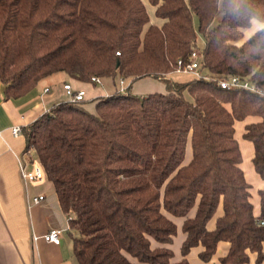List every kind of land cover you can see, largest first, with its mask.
I'll use <instances>...</instances> for the list:
<instances>
[{
  "label": "trees",
  "instance_id": "16d2710c",
  "mask_svg": "<svg viewBox=\"0 0 264 264\" xmlns=\"http://www.w3.org/2000/svg\"><path fill=\"white\" fill-rule=\"evenodd\" d=\"M253 22L263 26L246 38ZM198 35L201 77L172 81ZM59 72L94 86L92 77L164 86L98 97L93 111L86 100L61 102L22 127L25 150L36 152L68 216L79 264H190L197 247L208 263L221 242L229 249L220 264H248L253 253L264 261V192L256 217L234 137L236 122L259 116L243 137L264 178V0H0L5 97ZM232 75L259 92L217 86ZM171 217L184 219L178 261L168 247L177 234Z\"/></svg>",
  "mask_w": 264,
  "mask_h": 264
},
{
  "label": "crops",
  "instance_id": "0c3cea01",
  "mask_svg": "<svg viewBox=\"0 0 264 264\" xmlns=\"http://www.w3.org/2000/svg\"><path fill=\"white\" fill-rule=\"evenodd\" d=\"M153 12L151 22L160 24V21L154 18ZM262 26L261 23L253 22L252 27L244 31L246 38ZM167 77L176 82H187L197 78L194 73L180 71L171 73ZM121 81L123 87L120 90L116 88L112 90L94 89L89 86L91 84L77 81L59 72V74L54 73L44 77L31 91L18 98H6L4 87L0 83V264H79L72 252L68 216L59 206L54 185L47 178L40 183H24L21 179L19 166L22 156L27 152L25 139L23 135L13 137L11 128L25 127L40 119L54 106L64 102V96L67 94L63 89L65 84H69L74 91L83 90L85 92L84 100L90 102L87 104L90 111H93L91 102L94 99L110 96L116 91H125L128 87L134 93L135 86L140 82L145 83L143 85L147 90L141 91V97L164 91L163 84L152 78H143L135 82ZM258 120L260 121L259 116H248L243 121L236 122L234 126L236 130L234 137L241 152L242 162L239 167L250 186V202L256 217L260 215L259 192H264V178H261L254 169L252 163L254 146L244 139L243 134L246 125L256 123ZM31 153L32 157L38 160L36 152L32 150ZM190 158L191 149L188 144L184 164L188 163ZM30 167L28 163V168ZM38 196H43V200L34 203L33 199ZM194 212L195 210H192L189 216L193 217ZM221 214L222 208L218 207L215 215L207 224L208 230L215 228L216 218ZM171 219L177 225V234L173 238V243L168 247L174 251L172 261H178L181 258L180 246L186 237L181 230L184 219L172 217ZM50 229L63 230L61 244L53 245L41 238L34 240V237L42 236ZM152 246L156 247L158 244L153 243ZM228 249V243H219L214 257L208 263L202 262L198 257V253L202 250L201 247L192 249L187 258L190 264H220L219 259L226 255ZM255 259L256 254L249 255L248 264H256ZM261 264H264V261Z\"/></svg>",
  "mask_w": 264,
  "mask_h": 264
},
{
  "label": "built area",
  "instance_id": "2783aa9c",
  "mask_svg": "<svg viewBox=\"0 0 264 264\" xmlns=\"http://www.w3.org/2000/svg\"><path fill=\"white\" fill-rule=\"evenodd\" d=\"M201 54L199 50L194 49L189 57L188 61L183 64V62L179 61L178 64L181 69L177 71L185 72V73H194L196 74L197 78L199 79L202 74H200L201 69V62H200ZM91 81L95 84L101 83V78L99 77H92ZM217 86L221 89H234V88H243L252 92H259L257 87L251 83L249 80L242 79L239 76H228L220 78L217 81ZM63 89L66 91V95L69 98L70 102H80L84 100L85 92L83 90L74 91L69 84H65ZM11 135L13 137H17L22 135V127L14 126L11 128ZM32 150H29L22 156L20 161V176L24 183H40L43 182L46 178L45 172L39 163V161L33 158V154L31 153ZM30 164V168H28V163ZM43 196H38L33 199L34 203H39L43 200ZM260 224H263V221H260ZM62 231L60 229H50L49 232H46L42 236L34 237V240L41 238L47 243H52L53 245H59L62 243Z\"/></svg>",
  "mask_w": 264,
  "mask_h": 264
},
{
  "label": "rangeland",
  "instance_id": "374dc122",
  "mask_svg": "<svg viewBox=\"0 0 264 264\" xmlns=\"http://www.w3.org/2000/svg\"><path fill=\"white\" fill-rule=\"evenodd\" d=\"M147 9H148V12H149L150 16H152L153 8H151V6L149 5V6H147ZM194 24H196V19L194 21ZM198 36H199L198 37V40H197L198 45L194 49L200 51L201 50L200 47H202L203 41H202L201 36L200 35H198ZM60 73H62V72H60ZM182 73H184V72H182ZM55 76H57V75H55ZM113 84H114V86H113ZM143 84H145V83L144 82L138 83L135 86V89H134L135 92L133 94L137 93V96H140L141 97L142 92L147 91L146 88H145V85H143ZM89 86L91 88H94V89L104 88L105 90L106 89L112 90V89H115L116 88L117 90H120L123 87V82L121 81V79L119 77H116L114 80L109 79V78L108 79L101 78V83L100 84H97L95 86H92V85H89ZM63 101L64 102L65 101H69V98L67 97V95L64 96V100Z\"/></svg>",
  "mask_w": 264,
  "mask_h": 264
}]
</instances>
